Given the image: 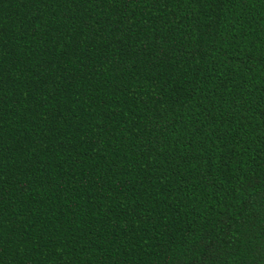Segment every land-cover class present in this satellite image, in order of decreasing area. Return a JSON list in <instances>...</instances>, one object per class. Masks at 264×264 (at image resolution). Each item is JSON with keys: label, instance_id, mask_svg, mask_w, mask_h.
<instances>
[{"label": "trees", "instance_id": "16d2710c", "mask_svg": "<svg viewBox=\"0 0 264 264\" xmlns=\"http://www.w3.org/2000/svg\"><path fill=\"white\" fill-rule=\"evenodd\" d=\"M0 264H264V0H0Z\"/></svg>", "mask_w": 264, "mask_h": 264}]
</instances>
